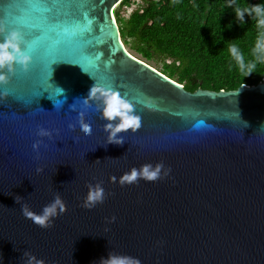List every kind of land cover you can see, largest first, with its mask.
I'll return each instance as SVG.
<instances>
[{"label": "water", "instance_id": "water-1", "mask_svg": "<svg viewBox=\"0 0 264 264\" xmlns=\"http://www.w3.org/2000/svg\"><path fill=\"white\" fill-rule=\"evenodd\" d=\"M120 1L60 0L80 14L64 7L56 24L40 22L28 71L17 65L0 85L10 93L0 100V264H26L25 251L44 264H100L108 253L141 264H264V79L185 89L125 46ZM93 79L126 93L141 117L120 145L107 143L98 101L84 116L90 135L68 128ZM158 162L168 174L156 181L111 179ZM97 182L106 198L86 209V185ZM57 193L66 209L50 227L22 214L23 203L39 213Z\"/></svg>", "mask_w": 264, "mask_h": 264}, {"label": "trees", "instance_id": "trees-1", "mask_svg": "<svg viewBox=\"0 0 264 264\" xmlns=\"http://www.w3.org/2000/svg\"><path fill=\"white\" fill-rule=\"evenodd\" d=\"M135 1V2H134ZM132 3L135 7L126 12ZM121 0L114 17L125 46L185 89H235L264 79V63L242 77L228 52L235 43L246 61H253L256 21L241 24L234 8L264 4V0Z\"/></svg>", "mask_w": 264, "mask_h": 264}, {"label": "clouds", "instance_id": "clouds-1", "mask_svg": "<svg viewBox=\"0 0 264 264\" xmlns=\"http://www.w3.org/2000/svg\"><path fill=\"white\" fill-rule=\"evenodd\" d=\"M228 6H232V0H229ZM233 11L236 20L241 24L245 21L246 15L249 18H254L258 30L252 49L253 61L245 60L237 44H228V52L238 66L239 72L242 77H247L255 72L257 63H264V4L236 7ZM0 37H2L0 39V85H5L9 82L10 77L16 73L17 65L23 71H28L33 56L23 34L15 29H7L2 22H0ZM58 89V94L60 95L63 90ZM8 95L9 91L6 88H0V100L8 97ZM95 101L99 102L96 105V110L99 111L100 118L106 121L103 127L107 133V143L120 145L124 143V137L120 135L121 133H136L141 128V117L135 110V104L127 98V94H121L118 88L104 86L93 79V83L87 88L85 94L78 97L75 103L71 105V109L76 115L73 118V122L69 123V129L75 128L82 136L91 134V125L84 121V116L90 106V102ZM36 135L51 138L52 132L49 129L39 127ZM41 143L42 141L40 140L34 142L32 145L33 149L38 150ZM164 169L163 163H145L139 168H130L122 173L119 178L111 177V179L113 182L118 179L121 186L136 184L141 179L153 182L161 179L162 174H168V171ZM37 171H40V169L38 168ZM86 187L87 192L82 201L84 208L92 209L97 204L104 202L106 194L102 183H89ZM20 209L25 218L30 219L41 228H48L54 218L65 212L66 205L57 193L42 207L39 213L34 212L27 203H23ZM23 257H26V264H44L42 260L36 258L28 251L23 253ZM100 264H141V262L138 258L129 255L108 253L107 258H102Z\"/></svg>", "mask_w": 264, "mask_h": 264}, {"label": "snow or ice", "instance_id": "snow-or-ice-1", "mask_svg": "<svg viewBox=\"0 0 264 264\" xmlns=\"http://www.w3.org/2000/svg\"><path fill=\"white\" fill-rule=\"evenodd\" d=\"M64 7L74 8L80 14L79 6L61 4L60 0H0V22L8 29H15L21 32L35 54L39 51L42 37L39 23L56 24L59 21L58 12ZM66 62L79 64L72 61ZM102 78L108 80L109 83L112 81L107 74ZM56 91L59 92V89L56 88ZM11 95L14 99L15 93L13 92Z\"/></svg>", "mask_w": 264, "mask_h": 264}, {"label": "rangeland", "instance_id": "rangeland-1", "mask_svg": "<svg viewBox=\"0 0 264 264\" xmlns=\"http://www.w3.org/2000/svg\"><path fill=\"white\" fill-rule=\"evenodd\" d=\"M137 1H138V0H136V2H137ZM134 2H135V1H134ZM134 7H135V4L132 3L129 7H127L126 12L129 13ZM129 51L132 52L133 54L139 56L138 54H136L135 52L131 51L130 49H129ZM148 63H150V65H152V66H153L154 68H156L157 70H160V71L162 70L161 65H160L159 63H157V62H155V61H149Z\"/></svg>", "mask_w": 264, "mask_h": 264}]
</instances>
